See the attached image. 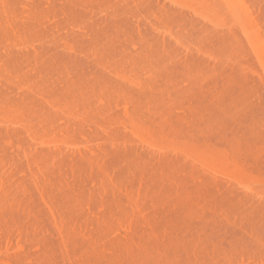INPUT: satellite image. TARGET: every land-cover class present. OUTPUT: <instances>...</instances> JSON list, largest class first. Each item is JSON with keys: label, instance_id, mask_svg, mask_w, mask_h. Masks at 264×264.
Here are the masks:
<instances>
[{"label": "bare ground", "instance_id": "bare-ground-1", "mask_svg": "<svg viewBox=\"0 0 264 264\" xmlns=\"http://www.w3.org/2000/svg\"><path fill=\"white\" fill-rule=\"evenodd\" d=\"M0 264H264V0H0Z\"/></svg>", "mask_w": 264, "mask_h": 264}]
</instances>
